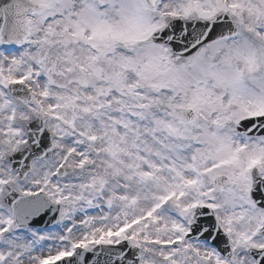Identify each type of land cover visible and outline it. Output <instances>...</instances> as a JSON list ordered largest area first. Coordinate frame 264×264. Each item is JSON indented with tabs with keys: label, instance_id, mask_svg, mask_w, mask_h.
<instances>
[{
	"label": "snow or ice",
	"instance_id": "6c2138e0",
	"mask_svg": "<svg viewBox=\"0 0 264 264\" xmlns=\"http://www.w3.org/2000/svg\"><path fill=\"white\" fill-rule=\"evenodd\" d=\"M0 264H264V0H0Z\"/></svg>",
	"mask_w": 264,
	"mask_h": 264
}]
</instances>
